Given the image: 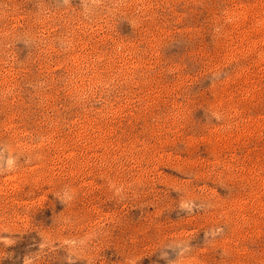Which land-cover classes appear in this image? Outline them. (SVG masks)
Instances as JSON below:
<instances>
[{
	"label": "rangeland",
	"instance_id": "obj_1",
	"mask_svg": "<svg viewBox=\"0 0 264 264\" xmlns=\"http://www.w3.org/2000/svg\"><path fill=\"white\" fill-rule=\"evenodd\" d=\"M0 264H264V0H0Z\"/></svg>",
	"mask_w": 264,
	"mask_h": 264
}]
</instances>
